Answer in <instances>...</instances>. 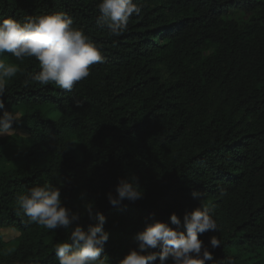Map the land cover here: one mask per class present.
Here are the masks:
<instances>
[{
    "label": "trees",
    "instance_id": "obj_1",
    "mask_svg": "<svg viewBox=\"0 0 264 264\" xmlns=\"http://www.w3.org/2000/svg\"><path fill=\"white\" fill-rule=\"evenodd\" d=\"M99 2L0 0V18L67 13L104 57L72 92L25 84L35 58L0 57L22 70L6 110L24 113L17 134L0 138V264H59L53 245L68 233L26 223L16 205L34 182L61 187L85 229L83 204L95 203L110 264L137 247L146 220L182 219L201 203L218 227L200 238L221 241L206 264H264V0H134L142 12L119 37L97 26ZM132 174L144 198L110 205L107 193Z\"/></svg>",
    "mask_w": 264,
    "mask_h": 264
},
{
    "label": "clouds",
    "instance_id": "obj_2",
    "mask_svg": "<svg viewBox=\"0 0 264 264\" xmlns=\"http://www.w3.org/2000/svg\"><path fill=\"white\" fill-rule=\"evenodd\" d=\"M97 9V26L107 27L114 37L126 32L130 18L142 12L134 0H100ZM5 53L21 63L25 58L38 62L40 70L27 73L25 84H54L66 92H72L78 82L89 77L91 66L104 59L100 48L82 29L73 27L72 18L65 12L27 16L23 20L0 18V57ZM21 71L19 64L0 59V138L15 136L14 125H20L24 118L23 111L6 110L4 99L9 81ZM76 105L81 106V102ZM144 195L139 178L132 174L119 179L114 193H107V200L112 206H120L125 200L135 203ZM191 195L201 200L203 194L193 190ZM16 205L27 218L26 223L49 231L62 228L68 233L66 240L53 245L59 264H110L109 257L103 255L110 239L105 230L108 220L93 201L83 204L87 218L93 221L86 229L80 223L82 213L65 206L61 187L52 182H34L17 197ZM217 227L212 208L203 203L185 210L182 219L173 212L168 221L146 220L143 230L135 234L137 247L131 248L119 264H206L214 260L213 251L221 241L212 235L205 244L200 237L216 232Z\"/></svg>",
    "mask_w": 264,
    "mask_h": 264
},
{
    "label": "rangeland",
    "instance_id": "obj_3",
    "mask_svg": "<svg viewBox=\"0 0 264 264\" xmlns=\"http://www.w3.org/2000/svg\"><path fill=\"white\" fill-rule=\"evenodd\" d=\"M49 118L53 119V120H57L59 118V114L53 113V114L49 115ZM75 149H76V160L81 162L83 160V155L81 153L80 145L76 144ZM3 234L5 235L6 240H10V239L14 238L15 236H17L16 232H13V231H3ZM254 255H255L254 252H246V254L244 255V259L253 258ZM256 260L257 259L255 258L254 262Z\"/></svg>",
    "mask_w": 264,
    "mask_h": 264
}]
</instances>
